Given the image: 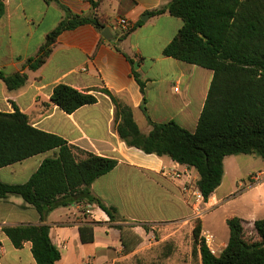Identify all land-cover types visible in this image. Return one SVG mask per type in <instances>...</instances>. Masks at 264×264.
Segmentation results:
<instances>
[{
	"label": "crops",
	"instance_id": "1",
	"mask_svg": "<svg viewBox=\"0 0 264 264\" xmlns=\"http://www.w3.org/2000/svg\"><path fill=\"white\" fill-rule=\"evenodd\" d=\"M95 1L99 3L95 13L108 17L107 28L112 37L105 38L92 24L65 31L48 61L37 71H31L26 67L27 61L37 55L47 36L63 20V10L59 3L48 4L44 0H2L5 14L0 20V71L7 75L26 73L29 79L25 86L12 91L0 80V111L14 113L18 107L29 116L34 127L56 134L83 151L117 160V167L90 188L92 195L106 205L116 207L119 212L122 209L138 211L148 205L172 207L179 213L176 219L191 215L192 209L182 192L185 180H172L168 173L190 170L198 180L197 171L167 156L146 154L123 142L117 132L115 105L102 91L111 92L133 109L143 134L152 131L148 117L155 123L175 121L194 132L205 106L213 71L164 56L165 47L183 26L181 19L165 14L142 20L149 11L173 0ZM62 3L76 14L93 12L89 0H62ZM120 18L127 19L132 26L139 21L144 23L120 40L126 32L118 23ZM133 71L146 84L147 114L141 108L144 95ZM59 84L92 94L98 101L67 114L51 102ZM173 89L176 94L171 93ZM57 152L53 150L2 168L0 180L11 185L25 184L42 162ZM239 156L225 159L223 182L207 203L212 209H218L241 200L238 213L226 216L224 221L227 224L228 219L238 217L254 228V222L264 218V181L256 183L251 195L237 192L235 196L238 197L232 201L229 199L234 194L219 193ZM262 173L253 176V181L256 182ZM119 219L129 220L126 216ZM40 220L37 210L23 198L10 196L0 200V264H37L32 243L26 242L22 248H16L4 228L40 225ZM146 221L151 220L138 222ZM90 223H95V241L83 244L79 228ZM45 225L50 226V238L61 253L57 264H96L101 253L123 246V231L127 228L117 229L124 224L111 222L97 205L85 204L55 209L47 216ZM203 228L206 229L205 219Z\"/></svg>",
	"mask_w": 264,
	"mask_h": 264
},
{
	"label": "trees",
	"instance_id": "2",
	"mask_svg": "<svg viewBox=\"0 0 264 264\" xmlns=\"http://www.w3.org/2000/svg\"><path fill=\"white\" fill-rule=\"evenodd\" d=\"M44 1L59 3L65 17L47 36L37 55L27 61L26 67L31 71L48 61L63 32L92 24L103 33L109 23L106 15L95 13L99 6L95 0H89L91 14H76L62 0ZM4 14L5 6L0 0V20ZM147 14H169L183 21L178 34L165 47L164 56L213 71L196 130L191 132L175 121L155 123L147 115L152 131L143 134L133 109L111 92H102L115 105L121 140L146 154L167 156L179 165L194 168L199 176L197 188L208 202L223 182L227 157L256 155L264 160V0H173ZM143 23L139 21L122 33L120 40ZM133 76L144 95L141 108L147 114L146 84L136 71ZM28 79L26 73L7 75L0 71V80L11 91L25 86ZM97 101L94 95L65 84L56 86L51 96V102L67 114ZM53 150L58 152L46 158L27 183L11 185L0 180V200L21 197L40 214V225L4 228L16 248L32 243L37 264H57L61 259L50 238V226L45 225L55 209L72 204L97 205L111 222H118L117 208L106 205L90 190L96 180L117 167V160L83 151L56 134L34 127L18 107L14 113L0 111V169ZM244 223L238 217L227 220L228 244L220 255H215L201 238L203 222L197 221L194 253H199L201 263L264 264V218L254 222L255 240L246 238ZM94 227L95 223L80 226L83 244L95 241ZM124 239L123 231V246L127 249Z\"/></svg>",
	"mask_w": 264,
	"mask_h": 264
},
{
	"label": "rangeland",
	"instance_id": "3",
	"mask_svg": "<svg viewBox=\"0 0 264 264\" xmlns=\"http://www.w3.org/2000/svg\"><path fill=\"white\" fill-rule=\"evenodd\" d=\"M63 13L65 17V12ZM171 93L176 94L174 89ZM237 159L238 161L234 163L233 169H230L229 176L225 179V184L219 190L220 194H234L229 201L238 197V195L235 196L237 192L241 194L249 192L248 195H251L255 192L253 188L257 186L256 183L264 181L262 158L256 155H241ZM261 172H263L262 175L254 182L252 177H257ZM240 182L242 186H239ZM240 201L218 209L207 206L205 215L194 219L193 214L176 219L179 213L172 207L161 208L148 205L146 209L138 211L122 209L118 211V216H126L129 220H120L119 217L117 220L124 224L123 227H127L124 229V240L129 248L125 249L122 246L119 249L113 248L109 252L101 253L96 264H202L199 253L198 255L194 253V229L197 221L203 222L205 219L206 229H202L201 238L203 239V231L212 233L215 241L211 247L216 255H220L229 237V228L224 219L226 216L238 213ZM140 220L151 221L138 222ZM244 227L246 238L255 240L256 234L252 225L245 222Z\"/></svg>",
	"mask_w": 264,
	"mask_h": 264
},
{
	"label": "built area",
	"instance_id": "4",
	"mask_svg": "<svg viewBox=\"0 0 264 264\" xmlns=\"http://www.w3.org/2000/svg\"><path fill=\"white\" fill-rule=\"evenodd\" d=\"M118 23L125 31H128L133 27L132 24L125 18H120ZM168 177L172 180H185L182 185V192L192 209V217L193 219L202 218L205 215L208 203L205 201L203 194L197 188L195 175L190 170L171 171L168 173ZM203 239L212 253L215 254V251L211 247L215 241V236L208 231H203Z\"/></svg>",
	"mask_w": 264,
	"mask_h": 264
},
{
	"label": "water",
	"instance_id": "5",
	"mask_svg": "<svg viewBox=\"0 0 264 264\" xmlns=\"http://www.w3.org/2000/svg\"><path fill=\"white\" fill-rule=\"evenodd\" d=\"M148 18H149V15H146L145 17H143L142 20H143V21H147ZM102 35H103L105 38H109V39L112 37L109 28H106V29L103 31Z\"/></svg>",
	"mask_w": 264,
	"mask_h": 264
}]
</instances>
